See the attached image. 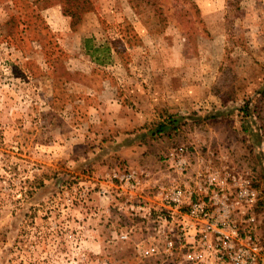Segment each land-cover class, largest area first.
<instances>
[{"label":"rangeland","instance_id":"374dc122","mask_svg":"<svg viewBox=\"0 0 264 264\" xmlns=\"http://www.w3.org/2000/svg\"><path fill=\"white\" fill-rule=\"evenodd\" d=\"M87 1L0 0V264H181L179 211L239 188L264 264V0Z\"/></svg>","mask_w":264,"mask_h":264},{"label":"built area","instance_id":"2783aa9c","mask_svg":"<svg viewBox=\"0 0 264 264\" xmlns=\"http://www.w3.org/2000/svg\"><path fill=\"white\" fill-rule=\"evenodd\" d=\"M134 173L126 171L120 180L133 186ZM186 191L172 188L165 196L171 211L177 212L184 203ZM210 201L193 199L188 202L186 211H179L178 231L174 236L165 235V245L177 246L182 250L181 264H258L260 247L251 231L252 217L244 220V225L232 216V210L240 202L251 206L255 192L250 188H239L234 201L213 192ZM213 207L214 209L212 210ZM232 209V210H231ZM125 238L126 234H121ZM144 256L157 253L156 246L147 245L142 249Z\"/></svg>","mask_w":264,"mask_h":264},{"label":"trees","instance_id":"16d2710c","mask_svg":"<svg viewBox=\"0 0 264 264\" xmlns=\"http://www.w3.org/2000/svg\"><path fill=\"white\" fill-rule=\"evenodd\" d=\"M62 1L65 3L66 12H67V14L70 15L73 23L78 18V12H80V10L83 9V7H87L85 5H89L87 0H62ZM72 7H74V8H72ZM96 49H98V48H96Z\"/></svg>","mask_w":264,"mask_h":264}]
</instances>
